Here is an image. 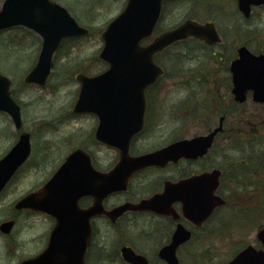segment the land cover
Masks as SVG:
<instances>
[{
    "label": "flooded vegetation",
    "instance_id": "obj_1",
    "mask_svg": "<svg viewBox=\"0 0 264 264\" xmlns=\"http://www.w3.org/2000/svg\"><path fill=\"white\" fill-rule=\"evenodd\" d=\"M168 1H162L159 22ZM216 28L219 40L214 43L187 37L154 53L153 61L160 68L158 76L137 88L127 86L117 89L115 98L118 101L114 106L116 112L113 113L117 117L135 118L142 110L141 128L129 142L130 156L153 152L183 138L205 134L221 123L223 130L215 135L207 152L194 158L179 157L136 168L128 176L126 188L114 190L102 197V210L88 216V211L94 203H98L99 198L87 191V164H91L95 171L105 172L119 161V150L95 138L97 115L91 112L80 114L96 121L94 131L86 136L84 143H70L64 153H56L53 145L48 146L51 157L47 160L41 154L44 152L41 149L44 145H37L38 149L34 150L30 144L26 159L1 188L0 264H36L37 261L40 264H211L216 256L215 249L223 244L228 251L226 259L220 264H226L249 245L264 251L263 242L256 237L257 232L264 229V222L261 220L255 219L258 223L254 224L252 238H238L232 232V228L237 227L246 233V221L248 218L253 220L254 217L244 209H237L238 214H230L232 207H229L227 186L220 184L216 191L225 203L215 207L200 223L193 216L184 213V192L179 185L182 181L192 175L218 168L220 183L222 178L231 182L241 172L238 167L230 165L231 161H227L228 155L223 149L231 143L229 135L232 131L241 130L239 126L244 122V119H240L238 123H232L230 118L233 113L239 114L238 118H241L247 112L245 103L238 105L239 102L233 98L230 72V62L237 56V48L245 41L240 44L236 41L227 43L224 37H230L231 34L221 31V27L217 25ZM159 33L152 34L143 43H149ZM174 66L179 68L177 76L181 81L167 80V67ZM168 83H174L175 86H169ZM123 84L132 85V82ZM175 88H183L184 92L174 97L173 92H168L179 93ZM250 93H247V99L251 97ZM135 100L138 101V106L133 102ZM257 106L264 108V103H257ZM136 107L138 111L134 112ZM261 115H264L263 111L258 112L259 122H263L264 116ZM237 124V128L232 127ZM14 131L13 141L6 145L0 158L10 150L24 130L18 128ZM4 135L6 133H0V137ZM29 136L31 141L30 132ZM217 143L221 147L219 150H216ZM105 148L112 151L106 168L103 166ZM76 149L81 151V156L72 162L86 166L79 173L80 184L86 192L76 198L72 194L67 208H57L56 212L63 216L57 217L52 212L46 213L21 203L24 196L39 191L69 153ZM48 165L56 168L48 171L49 174L37 183L29 184L22 191H15L23 180ZM70 173L69 171V175ZM68 180L73 181L74 178L69 176ZM93 183L97 188L100 185L102 187V179L98 176L93 179ZM156 195H161L158 207L160 211L138 206L142 200ZM126 202H130L132 206L118 216L106 214L105 211ZM263 217L264 200L261 201L258 219ZM58 224L60 228L54 232ZM53 233L54 242H51ZM47 248L48 256L45 260H39ZM126 248L137 255L132 257L133 261L124 257L123 250Z\"/></svg>",
    "mask_w": 264,
    "mask_h": 264
},
{
    "label": "water",
    "instance_id": "obj_2",
    "mask_svg": "<svg viewBox=\"0 0 264 264\" xmlns=\"http://www.w3.org/2000/svg\"><path fill=\"white\" fill-rule=\"evenodd\" d=\"M264 0H238V7L245 16L249 15L251 4H261ZM161 7V0H127L123 10L112 18L101 32L103 46L99 57L108 67L94 76L77 73L80 83L73 112L91 111L99 115L96 137L120 150L119 162L107 173H100L102 187L93 183V169L87 165L88 192L100 198L112 190L125 188L129 174L137 167L164 163L179 156L195 157L203 154L210 146L214 134L221 129L216 127L210 133L174 142L160 150L143 154L138 157L128 155V144L131 136L141 127L142 112L138 117L127 119L128 123L114 125L113 108L115 90L122 82H132L135 86L145 85L152 81L160 69L153 63L154 52L164 48L173 41L193 35L204 38L208 42L217 41L218 35L211 22L204 24L188 19L181 24L162 32L146 45H140L142 38L149 36L154 28ZM16 25H22L33 30L41 38V48L34 67L25 76V82H36L43 85L52 66V55L59 47L63 38L81 36L88 33V28L81 26L69 11L60 3L52 0H4L0 7V30ZM233 88L235 99L243 101L245 92L252 91L255 101H264V54H252L245 46L238 48V57L231 62ZM10 80L0 74V110L8 112L15 127H20L21 117L19 105L12 99L9 92ZM103 105H107L103 109ZM138 111V110H136ZM29 151V135L20 134L18 141L11 150L0 159V188L25 159ZM79 150L73 151L66 161L56 170L41 190L25 196V205L39 207L46 212L58 215L54 209L64 208L68 201L86 192L80 184L79 173L86 166L72 161L80 156ZM78 169V170H77ZM77 170V171H74ZM69 171L71 172L69 175ZM95 173V172H93ZM218 170L202 173L182 181L184 212L197 221L204 219L212 208L223 202L219 196L213 195L218 185ZM73 181L69 182L68 177ZM161 195L153 196L138 204L142 208L161 210L159 204ZM125 203L108 212L112 217L131 207ZM96 210V205L91 212ZM264 241V230L257 234ZM171 251L173 246L170 247ZM173 254V253H172ZM131 254L125 253L128 260ZM264 253L248 246L226 264H262Z\"/></svg>",
    "mask_w": 264,
    "mask_h": 264
},
{
    "label": "rangeland",
    "instance_id": "obj_3",
    "mask_svg": "<svg viewBox=\"0 0 264 264\" xmlns=\"http://www.w3.org/2000/svg\"><path fill=\"white\" fill-rule=\"evenodd\" d=\"M54 1L67 7L77 22L89 28L90 32L87 35L63 42L53 55L54 65L45 86L35 83L24 84L23 82L24 76L37 59L41 38L33 31L23 27L0 31V73L11 79V91L21 107L22 129L30 132L34 150L38 149L37 145H44L41 148L44 150L41 152L44 160L51 157L48 146L53 145L56 153H60V151L64 153L66 147L68 148L67 145L84 143L86 136L94 131L96 121L92 117L70 114L79 89L75 75L80 72L88 75L95 74L106 67L105 62L98 58L103 43L101 32L107 22L119 13L126 3V0ZM253 13L254 15L252 14L248 22H239L240 14L236 9V0H171L164 5L162 19L158 27L165 29L192 14L194 17L195 15L199 17L200 19L195 18L200 21L214 20L216 25L222 28V31L227 28L231 34L230 37H224L221 32L225 42L236 41L240 44L246 41L251 50H264V7L253 9ZM234 24L240 28L234 30ZM167 68V80L173 82L182 80L177 76L178 67ZM181 69L183 68L181 67ZM168 85L175 86L174 83H168ZM175 90L179 93L175 94L174 91L168 93L173 92L176 97L184 92L183 88H175ZM207 92L208 90L206 95ZM246 105L247 113L244 121L247 122L245 127L247 131L243 127L244 132L247 133L248 138H251L253 137L252 129H257L262 141L260 146L263 149L264 115H261L263 122L259 123L258 112H262L264 108L254 105L250 100ZM190 128L191 126H189ZM14 130L10 117L6 113L0 112V133H6L0 137V155L4 152L6 145L10 144L11 140L13 141ZM242 134L244 138L245 133ZM229 150H232L229 157L240 156L237 147H232ZM111 154L110 149H104L103 166L105 168L108 167ZM54 168L56 167L52 165L42 167L41 171L23 180L15 191H22L29 184L37 183ZM256 182V185H241V188L238 187L240 186L238 184H231V188L227 192L230 199L229 206L232 207V210H229L230 214H238L236 213L237 209H244L254 217L253 220L248 218L246 221L248 226L246 233L237 227L232 228V232L238 238L240 236L247 239L252 238L254 224L259 220L264 222V217L258 219L261 201L264 199V174L258 177ZM236 193L238 194L235 195ZM215 250L216 256L211 264H220L222 260L226 259L228 248L223 244Z\"/></svg>",
    "mask_w": 264,
    "mask_h": 264
},
{
    "label": "trees",
    "instance_id": "obj_4",
    "mask_svg": "<svg viewBox=\"0 0 264 264\" xmlns=\"http://www.w3.org/2000/svg\"><path fill=\"white\" fill-rule=\"evenodd\" d=\"M67 41H69V39ZM65 42L66 41H64V43ZM240 143L243 144L242 141H240ZM257 147L258 144L256 141L252 139L247 140L246 149H241V157L235 160L236 163H233V166L238 167L242 172V177L237 183L244 186L256 185L257 178L264 174V158H261V155L262 157L264 156V151ZM246 178H248L247 182L245 181Z\"/></svg>",
    "mask_w": 264,
    "mask_h": 264
}]
</instances>
